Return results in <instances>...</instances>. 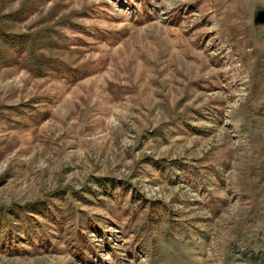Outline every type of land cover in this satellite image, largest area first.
<instances>
[{
    "label": "rangeland",
    "instance_id": "rangeland-1",
    "mask_svg": "<svg viewBox=\"0 0 264 264\" xmlns=\"http://www.w3.org/2000/svg\"><path fill=\"white\" fill-rule=\"evenodd\" d=\"M257 6L0 0V264H264Z\"/></svg>",
    "mask_w": 264,
    "mask_h": 264
},
{
    "label": "trees",
    "instance_id": "trees-1",
    "mask_svg": "<svg viewBox=\"0 0 264 264\" xmlns=\"http://www.w3.org/2000/svg\"><path fill=\"white\" fill-rule=\"evenodd\" d=\"M19 37L21 36L14 34H3L2 36L3 40L7 42L10 47L15 48V51L24 50L26 48L23 42H20Z\"/></svg>",
    "mask_w": 264,
    "mask_h": 264
},
{
    "label": "water",
    "instance_id": "water-1",
    "mask_svg": "<svg viewBox=\"0 0 264 264\" xmlns=\"http://www.w3.org/2000/svg\"><path fill=\"white\" fill-rule=\"evenodd\" d=\"M253 24H261L264 22V6H257L253 11Z\"/></svg>",
    "mask_w": 264,
    "mask_h": 264
}]
</instances>
